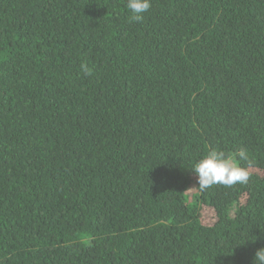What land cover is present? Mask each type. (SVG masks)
Masks as SVG:
<instances>
[{
    "label": "trees",
    "instance_id": "16d2710c",
    "mask_svg": "<svg viewBox=\"0 0 264 264\" xmlns=\"http://www.w3.org/2000/svg\"><path fill=\"white\" fill-rule=\"evenodd\" d=\"M126 5L0 0V264H254L264 0ZM211 149L249 181L201 190Z\"/></svg>",
    "mask_w": 264,
    "mask_h": 264
},
{
    "label": "clouds",
    "instance_id": "9594fccd",
    "mask_svg": "<svg viewBox=\"0 0 264 264\" xmlns=\"http://www.w3.org/2000/svg\"><path fill=\"white\" fill-rule=\"evenodd\" d=\"M126 6L131 12L130 21L140 22L143 14L151 8V0H127ZM81 69L89 75L92 74V69L86 63L81 64ZM238 161L247 162L249 167L251 165L250 158L244 149L234 155L211 149L192 169L196 174L198 187L203 190L216 184L228 187L238 183L246 184L251 172L249 167L241 166ZM254 264H264V248L256 251Z\"/></svg>",
    "mask_w": 264,
    "mask_h": 264
}]
</instances>
